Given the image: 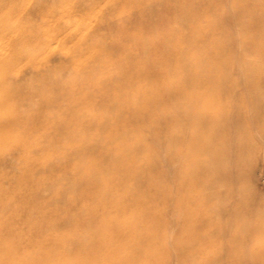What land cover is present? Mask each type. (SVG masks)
Segmentation results:
<instances>
[{
  "label": "rangeland",
  "instance_id": "374dc122",
  "mask_svg": "<svg viewBox=\"0 0 264 264\" xmlns=\"http://www.w3.org/2000/svg\"><path fill=\"white\" fill-rule=\"evenodd\" d=\"M8 1L45 98L1 108L0 264H264V0Z\"/></svg>",
  "mask_w": 264,
  "mask_h": 264
},
{
  "label": "bare ground",
  "instance_id": "6f19581e",
  "mask_svg": "<svg viewBox=\"0 0 264 264\" xmlns=\"http://www.w3.org/2000/svg\"><path fill=\"white\" fill-rule=\"evenodd\" d=\"M8 0H0V2H4L6 4ZM110 1V0H109ZM9 2V1H8ZM11 2V0H10ZM10 4V3H9ZM101 4V3H100ZM76 5V4H75ZM111 6V4H109ZM4 4L1 5L0 4V15L3 12L4 9ZM69 7V6H68ZM107 7V6H106ZM105 7V8H106ZM104 8V9H105ZM110 8V7H109ZM33 9V8H32ZM72 9V8H71ZM103 9V10H104ZM31 8L26 6H15L12 8V10H10L11 12H6L5 13V19H1L0 18V163L2 164H7L8 165V160L12 154V150H15V152L17 150H19L21 147V145H17V144H13V142L11 141L10 137H7V134L12 131L14 128L18 127L21 131H23V133L26 132H30L31 129V124L29 122H31V117L29 119V115L27 114V107H25L19 114L15 115L14 117H6L4 116V112L1 110L2 107H10V108H18V107H23L26 104H28L30 101L32 102L33 100L38 101V99H44L45 96H42L40 93H34V90L32 89L31 85L29 83L26 84H18L15 85L13 84V81H20L23 80L25 75L28 74L27 73V69L29 68V65H26L25 67L21 68V63H22V56L23 54L20 53L23 50H19V48L16 47V45H21L22 47H29L32 45H37L38 43L41 42V39H37V35L36 38L35 36L33 37L32 35H28L25 30H22L20 28V20H17L16 22L12 23L13 19L16 17V14L19 13L20 11L23 12V14H28L30 12ZM96 10V9H95ZM70 11V10H69ZM99 11V10H98ZM105 11V10H104ZM99 14V13H98ZM100 15V14H99ZM40 17V16H39ZM54 18V17H53ZM97 18V17H96ZM121 18V17H120ZM61 20V19H60ZM25 21V20H24ZM53 20L51 18H49L48 22H52ZM120 22V21H119ZM24 26V25H23ZM108 27V26H107ZM72 29V28H71ZM70 29V30H71ZM120 29V28H118ZM18 31V32H17ZM123 31V30H122ZM16 34V36H14ZM39 35V34H38ZM51 36V35H50ZM59 37V36H58ZM46 38V37H45ZM48 38V37H47ZM46 38V39H47ZM68 38V37H67ZM19 39V40H18ZM45 39V40H46ZM19 43H18V41ZM50 40V39H49ZM52 41V39L50 40ZM59 41V40H58ZM44 42V41H43ZM47 42V41H46ZM107 45V44H106ZM118 46H120L119 44H117ZM55 47V46H54ZM154 47H158L156 44L154 45ZM116 48V47H115ZM43 50V49H42ZM97 52V51H96ZM159 52H161V50H159ZM22 54V55H21ZM28 56V55H27ZM24 59V58H23ZM38 59V58H37ZM52 60V59H51ZM38 61V60H37ZM162 60L158 59L157 57L154 58V65L149 69V71H145L144 73L146 74V76L149 77H154L155 74H158L161 72L165 73L167 70V60H166V65L165 63L161 62ZM36 63V62H35ZM161 64V65H160ZM35 66V65H34ZM42 66V65H41ZM163 66H165L164 68H162ZM43 67V66H42ZM47 67V66H46ZM39 68V66H38ZM44 69V67H43ZM191 69V68H190ZM192 70V69H191ZM41 71V70H40ZM43 72V71H42ZM144 73L140 74L143 75ZM151 74H153L152 76H150ZM29 75V74H28ZM45 75V74H44ZM47 75V74H46ZM121 75L123 77H128V75L126 74V71H123L121 73ZM52 77V76H51ZM50 77V78H51ZM138 78L135 77L134 75H132L130 78ZM48 78V77H47ZM32 79V78H30ZM25 80V79H24ZM23 80V82H24ZM42 80V79H41ZM50 80V79H49ZM137 80V79H135ZM47 81V80H46ZM54 81V78H53ZM21 82V81H20ZM26 82V81H25ZM29 82V81H28ZM44 82V81H43ZM50 82V81H49ZM18 83V82H16ZM51 83V82H50ZM55 83V82H54ZM39 84H37L38 86ZM41 85V84H40ZM48 85V84H47ZM53 85V84H52ZM59 85V84H58ZM55 86V85H54ZM37 88V87H36ZM39 88V87H38ZM60 87H58L59 89ZM33 92H32V90ZM158 90L160 89V87L158 86H153L152 90ZM34 93V94H33ZM47 93V92H46ZM39 102V101H38ZM36 106V105H35ZM33 107V105H32ZM31 107V108H32ZM49 107V105H48ZM52 109V108H51ZM27 119V120H24ZM167 119V118H166ZM24 120V122H23ZM169 120V119H168ZM205 122V121H204ZM62 126V125H61ZM34 127V126H33ZM39 131V130H38ZM61 135V134H60ZM59 136V135H57ZM62 136V135H61ZM60 137V136H59ZM61 138V137H60ZM13 139V138H12ZM26 144V145H25ZM25 146L28 145V142L24 143ZM6 150V152L4 151L2 153V149ZM25 148V147H24ZM29 148V145H28ZM17 153V152H16ZM13 156V154H12ZM11 159V158H10ZM154 159V158H153ZM14 161V160H13ZM12 161V163H13ZM26 159H24V163L26 164ZM10 162V161H9ZM11 163V162H10ZM118 164H120V162L116 161L114 163H112L111 165H109L106 168L109 169H115L118 166ZM2 167V166H1ZM122 169H125L126 171L132 173H139L142 172L140 171L141 168H134L131 167L129 163H127V165H122L121 166ZM47 168H50L47 167ZM5 169H1L0 168V172H3ZM105 169L100 168L96 165V168H92L88 170L87 174H93L96 175L99 174L100 172H103ZM5 174V172L3 173ZM98 176V175H97ZM126 179V178H125ZM113 180L112 177L108 176V180L104 183L101 182L99 179V176L95 178V181H92L90 184V186H92L93 188H97L100 189L101 191L104 190L107 192V196L110 197L108 201L104 200L103 196L100 195L99 197H96L98 200V203L100 205V207L102 206V208H107L108 210L111 209L113 206L117 208V211L119 213H121V207L124 205L123 200L125 199L124 196H119L116 195L114 198H112V196L110 195V193H108L109 191L107 190V187L110 183V181ZM36 183V181H35ZM49 183V182H48ZM33 197V196H32ZM111 207V208H110ZM110 223V221H108V224ZM107 224V223H106ZM120 226V225H119ZM120 233L121 235H125L126 234V230L123 227L120 226ZM123 228V229H122Z\"/></svg>",
  "mask_w": 264,
  "mask_h": 264
}]
</instances>
